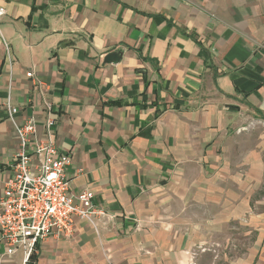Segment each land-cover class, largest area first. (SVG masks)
I'll return each instance as SVG.
<instances>
[{
  "label": "crops",
  "instance_id": "crops-1",
  "mask_svg": "<svg viewBox=\"0 0 264 264\" xmlns=\"http://www.w3.org/2000/svg\"><path fill=\"white\" fill-rule=\"evenodd\" d=\"M0 7V197L19 150L4 104L41 136L46 99L69 194L92 191L105 211L39 244L34 264H204L235 225L258 238L240 264H264V0ZM0 264L23 250L0 246Z\"/></svg>",
  "mask_w": 264,
  "mask_h": 264
},
{
  "label": "built area",
  "instance_id": "built-area-1",
  "mask_svg": "<svg viewBox=\"0 0 264 264\" xmlns=\"http://www.w3.org/2000/svg\"><path fill=\"white\" fill-rule=\"evenodd\" d=\"M5 11L0 7V17ZM7 59L12 57L7 45ZM34 78L33 73L27 74ZM17 137L19 150L12 165V177L0 197V246L7 255L24 252V264L37 254L38 245L50 238L74 236L75 219L91 224L105 211L94 203V192L69 194L66 169L72 164L70 153L63 152L56 141L57 111L44 99L43 134H38L35 118L18 121L20 108L8 97L4 104Z\"/></svg>",
  "mask_w": 264,
  "mask_h": 264
},
{
  "label": "rangeland",
  "instance_id": "rangeland-1",
  "mask_svg": "<svg viewBox=\"0 0 264 264\" xmlns=\"http://www.w3.org/2000/svg\"><path fill=\"white\" fill-rule=\"evenodd\" d=\"M263 192L255 193L252 201L256 202L261 200ZM233 236H221L219 242L209 243L207 246L216 247V251L206 253L203 259L204 264H235V261L240 264L243 261L249 260V251H255L256 243L258 241L257 234L254 231L250 235H247V231L243 229L241 225H235ZM245 232V233H244ZM212 255L215 258H212Z\"/></svg>",
  "mask_w": 264,
  "mask_h": 264
},
{
  "label": "water",
  "instance_id": "water-1",
  "mask_svg": "<svg viewBox=\"0 0 264 264\" xmlns=\"http://www.w3.org/2000/svg\"><path fill=\"white\" fill-rule=\"evenodd\" d=\"M119 56L117 54H110L105 58L106 63H113L114 61L118 60Z\"/></svg>",
  "mask_w": 264,
  "mask_h": 264
},
{
  "label": "trees",
  "instance_id": "trees-1",
  "mask_svg": "<svg viewBox=\"0 0 264 264\" xmlns=\"http://www.w3.org/2000/svg\"><path fill=\"white\" fill-rule=\"evenodd\" d=\"M35 260H36V256L34 255V256L31 258V261H30L29 264H34Z\"/></svg>",
  "mask_w": 264,
  "mask_h": 264
}]
</instances>
